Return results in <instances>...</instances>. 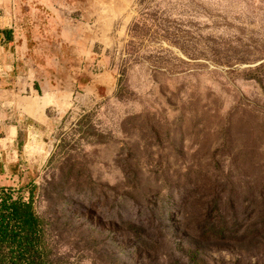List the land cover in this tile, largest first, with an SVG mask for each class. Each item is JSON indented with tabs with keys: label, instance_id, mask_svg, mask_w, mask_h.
<instances>
[{
	"label": "rangeland",
	"instance_id": "obj_1",
	"mask_svg": "<svg viewBox=\"0 0 264 264\" xmlns=\"http://www.w3.org/2000/svg\"><path fill=\"white\" fill-rule=\"evenodd\" d=\"M123 3L108 86L0 187L33 197L53 264H264V0ZM64 48L48 71L80 68Z\"/></svg>",
	"mask_w": 264,
	"mask_h": 264
},
{
	"label": "crops",
	"instance_id": "obj_2",
	"mask_svg": "<svg viewBox=\"0 0 264 264\" xmlns=\"http://www.w3.org/2000/svg\"><path fill=\"white\" fill-rule=\"evenodd\" d=\"M123 10V0H0L1 174L17 177L23 167L21 153L28 155L30 139L39 127L51 122L52 116L89 108L97 85L108 86L102 80L108 77L103 64L107 46L117 44L109 35L123 28ZM60 26L69 32L62 39L55 36ZM35 30L37 34H32ZM54 44L59 47L55 56L67 54L64 47H70L80 68L66 73L48 71L52 65H46L44 57L52 51L44 46ZM95 62L101 68L99 74L92 70ZM83 77L88 78L85 83L79 80ZM38 78L57 81L49 82L45 90ZM61 78L70 81L62 83Z\"/></svg>",
	"mask_w": 264,
	"mask_h": 264
},
{
	"label": "trees",
	"instance_id": "obj_3",
	"mask_svg": "<svg viewBox=\"0 0 264 264\" xmlns=\"http://www.w3.org/2000/svg\"><path fill=\"white\" fill-rule=\"evenodd\" d=\"M50 256L33 197L27 201L14 189L0 187V264H53Z\"/></svg>",
	"mask_w": 264,
	"mask_h": 264
}]
</instances>
